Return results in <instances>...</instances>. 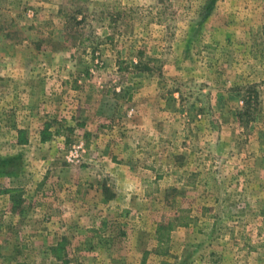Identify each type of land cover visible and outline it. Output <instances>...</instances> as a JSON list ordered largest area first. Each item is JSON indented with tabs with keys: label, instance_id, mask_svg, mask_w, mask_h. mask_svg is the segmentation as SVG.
<instances>
[{
	"label": "rangeland",
	"instance_id": "rangeland-1",
	"mask_svg": "<svg viewBox=\"0 0 264 264\" xmlns=\"http://www.w3.org/2000/svg\"><path fill=\"white\" fill-rule=\"evenodd\" d=\"M0 264H264V0H0Z\"/></svg>",
	"mask_w": 264,
	"mask_h": 264
},
{
	"label": "crops",
	"instance_id": "crops-1",
	"mask_svg": "<svg viewBox=\"0 0 264 264\" xmlns=\"http://www.w3.org/2000/svg\"><path fill=\"white\" fill-rule=\"evenodd\" d=\"M49 80V79H48ZM50 81V80H49ZM92 113H89V115L86 117V121H85V127H84V129H85V131H86V134H85V137H88V133H92V132H94V131H96L97 129H98V126H99V123L101 122V120L102 119H100V114H97V116L95 117V120H93L92 119ZM94 125V126H93ZM102 135H99V138L101 137ZM98 138V139H99ZM105 139H106V141L107 142H104V145H103V147L106 149V152L103 154V155H107V157H109L110 158V161L109 162H112V161H118V160H120V158L118 157V158H114V155H117V154H115L116 153V151H114V153L113 154H109L108 153V151H111V150H113V148H116L117 146H116V143H114V141L113 140H110V138L109 137H105ZM97 140V139H96ZM42 145L43 146H49V142L47 143V144H45V143H42ZM87 146H89V143L87 142ZM110 148V149H109ZM124 157V156H123ZM106 158V157H105ZM105 158H104V156H100V157H96V159L95 160H97V162H94V160H93V163H96V175H95V173L93 172V169H90L91 167H87V172L85 173V178H83V180L85 179V180H89V181H91L92 179L91 178H96L97 180L98 179H102V177H105L106 176V174H105V172H103V168H102V166H101V164H100V161L101 160H104V163H105ZM45 161H49V160H45ZM87 161H89V160H87V159H85L84 160V162L86 163ZM108 162V161H107ZM106 162V163H107ZM72 177H73V180H72V184H74V183H76V185H73V188H72V190L70 189V188H67V194H66V196H69L70 198H72V197H74V195H73V192L72 191H74V189H75V187L77 188V186L79 185V180H78V176L77 175H72ZM76 179V180H75ZM95 184V187H91L90 189H88L87 191H88V195H90V196H92V200H91V203L92 204H97V202H98V197H99V195H101V186L99 187V186H96L97 184L96 183H94ZM78 190L76 191V194L77 193H79V190H80V188H77ZM86 193V191L83 193V194H85ZM116 193V192H115ZM62 195H64V192L62 193ZM61 195V196H62ZM60 196V195H59ZM69 198V199H70ZM69 199H67V200H69ZM61 202V201H60ZM74 202V201H73ZM100 202L102 203V201L100 200ZM91 203L89 204V205H91ZM63 204H69V203H63ZM56 205V204H55ZM89 205H87V209H89V210H92L93 209V206H89ZM94 206H96V205H94ZM64 207H66V206H64Z\"/></svg>",
	"mask_w": 264,
	"mask_h": 264
},
{
	"label": "trees",
	"instance_id": "trees-1",
	"mask_svg": "<svg viewBox=\"0 0 264 264\" xmlns=\"http://www.w3.org/2000/svg\"><path fill=\"white\" fill-rule=\"evenodd\" d=\"M249 115V113H248ZM182 221L181 219H178V222H177V226H183V227H188L189 224H181ZM173 228V223H167L166 225H163V224H159L157 226V229H156V233L158 235V240H168V237H169V233L170 231L172 230Z\"/></svg>",
	"mask_w": 264,
	"mask_h": 264
},
{
	"label": "built area",
	"instance_id": "built-area-1",
	"mask_svg": "<svg viewBox=\"0 0 264 264\" xmlns=\"http://www.w3.org/2000/svg\"><path fill=\"white\" fill-rule=\"evenodd\" d=\"M77 149H79V148H77ZM77 149H74V151H73V153L76 154L74 157H77Z\"/></svg>",
	"mask_w": 264,
	"mask_h": 264
}]
</instances>
